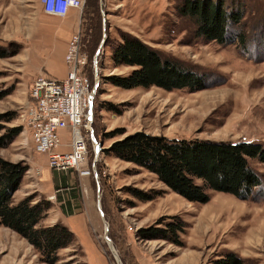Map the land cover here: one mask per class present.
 <instances>
[{"label":"rangeland","instance_id":"1","mask_svg":"<svg viewBox=\"0 0 264 264\" xmlns=\"http://www.w3.org/2000/svg\"><path fill=\"white\" fill-rule=\"evenodd\" d=\"M8 1L0 0V44L18 54L0 58V91L8 92L0 100V113L12 112L14 119L8 124L22 131L8 147L0 148V154L29 167L14 199L17 202L32 194L37 200H50L54 207L41 221L49 226L62 221L55 194L41 187V180L44 170L55 168L49 166L46 155L35 151L33 135L23 120L34 81L46 75L36 67L48 58L35 46V5L25 14L21 0L6 6ZM185 1L89 0L84 4L85 27L77 32L87 58L83 73L91 93L88 111L95 139L88 165L70 168L78 175L86 173L89 191H81L83 227L74 230L65 223L76 241L59 251L56 264H120L112 249L122 264H219L228 258L264 264V191L253 200L213 191L206 203L188 201L153 172L107 151L113 141L140 130L168 137L264 143V40L259 41L264 38V0H223L229 11L237 9L238 3L243 7V30L255 41L248 52L242 51L238 41L223 45L198 37L193 20L179 12L178 6ZM121 31L188 62L203 75L206 87L168 91L158 86H115L107 76L126 74L133 67H115L111 48L102 40L118 39ZM115 129L124 133L111 136ZM250 163L264 178V163L257 159ZM133 188L156 198L140 200ZM85 199L90 200L87 208ZM175 216L186 223L178 242L140 236L143 227L165 226ZM41 258L26 238L0 226V264H49Z\"/></svg>","mask_w":264,"mask_h":264},{"label":"trees","instance_id":"2","mask_svg":"<svg viewBox=\"0 0 264 264\" xmlns=\"http://www.w3.org/2000/svg\"><path fill=\"white\" fill-rule=\"evenodd\" d=\"M235 6L237 9L229 11L223 0H186L178 7L182 16H189L193 20L198 37L218 41L223 45L238 41L242 51L248 52L255 41L243 30L245 22L242 5L238 3ZM263 40L261 37L260 43ZM105 45L111 48L110 57L115 67H133L126 74L107 76L115 86H158L168 91L186 87L197 91L206 87L203 75L188 62L173 55H165L156 46L130 32L121 31L118 39L107 37ZM17 54L18 50L11 51L9 46L0 44V58ZM6 95L8 92L0 91V100ZM13 119L12 112L0 113V148L8 147L22 131L21 127L8 124ZM123 133L121 129H115L109 134L117 136ZM107 151L123 161L153 172L171 191L188 201L206 203L211 199L213 191L253 200L264 191V178L250 163L252 159L264 163L262 142L168 137L140 130L113 141ZM28 169L21 162H13L0 154V226L16 231L38 250L43 261L56 264L60 259L59 251L75 243L76 235L62 222L49 226L41 224L53 206L47 198L37 200L36 195L31 194L15 201L14 194L20 189ZM133 190L135 197L140 200L156 198V195L147 191L137 188ZM173 219L165 226L143 227L140 236L161 237L178 242L179 232L185 230L186 223L177 216ZM219 264L242 263L240 258H228Z\"/></svg>","mask_w":264,"mask_h":264},{"label":"built area","instance_id":"3","mask_svg":"<svg viewBox=\"0 0 264 264\" xmlns=\"http://www.w3.org/2000/svg\"><path fill=\"white\" fill-rule=\"evenodd\" d=\"M40 1L45 14L55 17L66 15L73 7L84 6V0ZM69 42L65 55L67 77H37L31 87L30 106L23 114L25 125L33 135L35 151L46 155L49 166L60 171L88 165L90 146L95 139L88 111L91 93L83 73L87 58L82 52L81 34L74 33ZM63 129H68L70 134L67 151L59 150L63 144L60 134ZM91 166L94 169L95 160Z\"/></svg>","mask_w":264,"mask_h":264},{"label":"crops","instance_id":"4","mask_svg":"<svg viewBox=\"0 0 264 264\" xmlns=\"http://www.w3.org/2000/svg\"><path fill=\"white\" fill-rule=\"evenodd\" d=\"M86 1L84 0V4ZM21 2L25 6L23 8L25 14H29V6L35 5L33 8L37 19L35 46L36 50L44 51L48 58L43 66H37L36 69H40L46 75L57 79L65 77L67 75L65 54L69 41L75 32L83 31L85 27L84 6L81 9L73 7L64 16L46 17L40 0H21ZM15 4L16 0H9L6 6ZM60 134L63 144L59 150L67 151L70 141L69 130L63 129ZM75 171L74 169L59 171L47 168L44 170V176L41 180V187H46L51 195L55 194L58 218L74 230L77 227L78 229L83 227L84 202L81 199V191L83 192L84 189L89 191L86 173L78 175ZM85 200V207L87 208L90 200Z\"/></svg>","mask_w":264,"mask_h":264},{"label":"water","instance_id":"5","mask_svg":"<svg viewBox=\"0 0 264 264\" xmlns=\"http://www.w3.org/2000/svg\"><path fill=\"white\" fill-rule=\"evenodd\" d=\"M102 44H105V41H104V39L102 40ZM99 50H100V48H99ZM99 52V51H98ZM97 52V53H98ZM91 105V104H90ZM91 107H92V105H91ZM107 239L110 241V239H109V237H107ZM114 251V255H115V257L117 258V261L120 263V264H122V262H120V259H119V256H118V253H117V251L116 250H113Z\"/></svg>","mask_w":264,"mask_h":264},{"label":"clouds","instance_id":"6","mask_svg":"<svg viewBox=\"0 0 264 264\" xmlns=\"http://www.w3.org/2000/svg\"><path fill=\"white\" fill-rule=\"evenodd\" d=\"M68 2L70 3V2H71V0H68Z\"/></svg>","mask_w":264,"mask_h":264},{"label":"bare ground","instance_id":"7","mask_svg":"<svg viewBox=\"0 0 264 264\" xmlns=\"http://www.w3.org/2000/svg\"><path fill=\"white\" fill-rule=\"evenodd\" d=\"M112 251H113V249H112Z\"/></svg>","mask_w":264,"mask_h":264}]
</instances>
